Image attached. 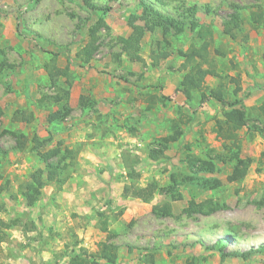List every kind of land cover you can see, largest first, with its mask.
I'll return each instance as SVG.
<instances>
[{
	"label": "rangeland",
	"instance_id": "1",
	"mask_svg": "<svg viewBox=\"0 0 264 264\" xmlns=\"http://www.w3.org/2000/svg\"><path fill=\"white\" fill-rule=\"evenodd\" d=\"M143 1L184 29L166 37L160 28L146 31L141 60L130 61L116 39L130 34L131 16L151 25ZM254 12L264 17V0H0V233L6 234L0 264H69L102 244L117 247L116 264H264L257 250L264 245V136L254 132L264 127L256 115L264 101V23L252 24ZM234 13L239 26L226 35ZM99 18L107 28L83 65L76 53ZM201 27L211 32L205 37L211 66L202 67L224 77L228 100L245 107L246 126L235 132V145L246 173L237 182L226 179L235 145L218 134L226 106L201 102L200 92L180 85L186 72L180 55L201 45ZM66 66L69 77L52 84L47 70ZM230 79L239 80L236 96ZM218 85L213 76L204 80L205 92ZM176 132L177 141L163 142ZM17 135L26 138L22 151L13 150ZM57 146L62 155L52 163L66 156L64 149L73 151L63 161L72 163L67 181L46 184L26 207L20 191L45 167L36 151ZM151 151L163 156L152 160ZM149 184L155 192L148 202L122 197L125 185ZM191 202L216 209L186 213ZM162 205L170 206V216L152 213ZM12 220L18 223L9 229L1 224ZM223 239L221 252L211 248ZM247 251V258L222 254Z\"/></svg>",
	"mask_w": 264,
	"mask_h": 264
},
{
	"label": "trees",
	"instance_id": "2",
	"mask_svg": "<svg viewBox=\"0 0 264 264\" xmlns=\"http://www.w3.org/2000/svg\"><path fill=\"white\" fill-rule=\"evenodd\" d=\"M143 11L146 16L151 17V25H139L136 23L137 18L135 16L130 17L129 27L131 29L130 34L127 37H117L116 41L121 47V52L125 53V55L129 58L130 61H140L139 46L142 41V38L146 31L152 32L155 28H160L162 30V34L164 37L168 36L170 31H175L176 33H181L184 29V24L179 22L177 19L171 17H163L159 13L155 12L151 5L142 2ZM103 13L107 11V9L102 10ZM237 13V11H235ZM232 15L230 17L229 22L224 24L223 33L226 35L232 36V30L238 28L239 26V17L238 15ZM251 21L255 26L258 24L264 23L263 13H251ZM198 27L195 21H192L190 24V30L194 31ZM103 28H107L103 18H99L93 26L88 29V40L86 44L76 53V57L80 60V62L84 64H88L92 59L97 47L96 40L97 34ZM202 28H198L196 31V35L199 39H202V43L199 47L191 46L189 50L185 53H182L180 56L184 59L183 64L181 65V69L185 72L180 85L186 90L189 91H198L200 92V101L204 102L208 99H214L218 103L224 104L226 106V110L223 113L222 124L219 128V136L222 139L232 141L233 145H235L237 141V137L235 132L239 129L246 126V112L245 107L240 99H234L233 101H229L227 98V94L223 89L224 84L222 82V77L218 72L214 71L212 67L203 68L204 64L210 65L208 61V41H206V35H210L211 32L207 27H205L204 31ZM165 53L161 55L164 58ZM47 76L49 81L53 84L56 82L58 77L68 78L69 72L68 67L66 66L63 69L52 68L47 70ZM207 76H213L219 79V85L215 88H212L205 92L204 90V80ZM230 83L235 84V87L232 91V94L236 96L240 92V85L238 79H230ZM68 114V110L61 115L59 112L51 113L49 115V120L54 121L57 118H63L65 114ZM2 115V111L0 110V116ZM257 119L264 123V101L257 107L256 109ZM23 122H28V119L22 115L20 118ZM254 132L257 134L264 136V127H254ZM180 136L179 132L172 134L166 138H163V142L172 143L178 140ZM32 142H36L33 149H37L40 142L37 139L33 138ZM26 148V138L23 135H17L16 138V146L13 150L22 151ZM239 147L235 145V151L233 152V158L235 160V165L232 168L230 175L227 176V182H237L240 181L246 173V163L238 157ZM59 146L47 150L44 152L36 151V154L40 161L45 164L44 169H37L30 174V181L24 185V189L20 191V194L23 196L25 200L26 207H32L40 196L41 189L48 183H55L58 186H62L68 179L67 177V169L72 163L63 162L66 158L71 160L73 158V151L64 149V155L61 157V160L52 163L51 160L59 156L60 153ZM5 153V152H3ZM62 155V154H61ZM60 155V156H61ZM163 156L162 151H151L149 157L152 160L159 159ZM207 170L212 171L211 167H204ZM131 177V176H130ZM155 192V185L149 184L145 187L138 188L133 185H125L122 189V197L123 198H134L140 199L143 202H148L153 198V194ZM203 204H194L190 203L187 212H198L202 214L210 213L216 209V207H208L207 211L203 210ZM152 213L155 216L165 217L170 216V206L162 205V206H153ZM18 220H12L10 222L1 223L5 229H9L12 226L16 225ZM5 233H0V243L5 240ZM227 243V239H223L221 241H217L214 243L211 248L218 249L219 252L223 250V246ZM257 250L260 253H264V245L257 247ZM225 256H233V257H242L247 258L250 255V252H224L222 253ZM117 258V247L115 245L102 244L98 249L96 254H87L86 251H81L80 253L73 255L70 258L69 264H97L96 260L101 259L106 261L108 264H116L115 260Z\"/></svg>",
	"mask_w": 264,
	"mask_h": 264
},
{
	"label": "crops",
	"instance_id": "3",
	"mask_svg": "<svg viewBox=\"0 0 264 264\" xmlns=\"http://www.w3.org/2000/svg\"><path fill=\"white\" fill-rule=\"evenodd\" d=\"M65 190H66V188H64V191ZM83 191H84L83 189H79L78 191H73V193L76 194L79 197L80 192H83ZM77 196H76V198H77ZM73 198H75V197H71V199H73Z\"/></svg>",
	"mask_w": 264,
	"mask_h": 264
}]
</instances>
